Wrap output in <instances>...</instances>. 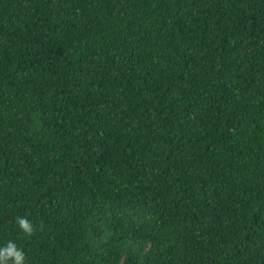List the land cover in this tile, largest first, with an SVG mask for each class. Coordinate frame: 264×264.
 <instances>
[{
  "label": "trees",
  "instance_id": "trees-1",
  "mask_svg": "<svg viewBox=\"0 0 264 264\" xmlns=\"http://www.w3.org/2000/svg\"><path fill=\"white\" fill-rule=\"evenodd\" d=\"M8 241L26 264H264V0H0Z\"/></svg>",
  "mask_w": 264,
  "mask_h": 264
},
{
  "label": "clouds",
  "instance_id": "clouds-1",
  "mask_svg": "<svg viewBox=\"0 0 264 264\" xmlns=\"http://www.w3.org/2000/svg\"><path fill=\"white\" fill-rule=\"evenodd\" d=\"M16 224L24 237L33 236L37 228L26 217H17ZM0 264H26L24 251L15 241H8L0 246Z\"/></svg>",
  "mask_w": 264,
  "mask_h": 264
}]
</instances>
